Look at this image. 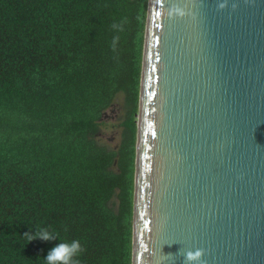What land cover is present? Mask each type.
<instances>
[{"label": "trees", "instance_id": "16d2710c", "mask_svg": "<svg viewBox=\"0 0 264 264\" xmlns=\"http://www.w3.org/2000/svg\"><path fill=\"white\" fill-rule=\"evenodd\" d=\"M147 1L0 0V264H45L74 239L80 264H130ZM41 227L58 239L27 243Z\"/></svg>", "mask_w": 264, "mask_h": 264}, {"label": "water", "instance_id": "95a60500", "mask_svg": "<svg viewBox=\"0 0 264 264\" xmlns=\"http://www.w3.org/2000/svg\"><path fill=\"white\" fill-rule=\"evenodd\" d=\"M143 32L130 264H264V0H148Z\"/></svg>", "mask_w": 264, "mask_h": 264}, {"label": "clouds", "instance_id": "9594fccd", "mask_svg": "<svg viewBox=\"0 0 264 264\" xmlns=\"http://www.w3.org/2000/svg\"><path fill=\"white\" fill-rule=\"evenodd\" d=\"M25 235L27 236V243L37 238L44 241L58 239V233L49 231L46 227L39 228L33 234L25 233ZM84 251H86V249L82 247L80 241L74 239L71 242H59L49 250L46 258L43 259L45 264H80L78 257L81 256ZM201 255L202 250H197L195 252L188 251L185 255V259L187 262L198 261Z\"/></svg>", "mask_w": 264, "mask_h": 264}, {"label": "rangeland", "instance_id": "374dc122", "mask_svg": "<svg viewBox=\"0 0 264 264\" xmlns=\"http://www.w3.org/2000/svg\"><path fill=\"white\" fill-rule=\"evenodd\" d=\"M121 95L116 96L115 102L102 114L103 122L100 125L98 137L110 146H115L121 136L122 107Z\"/></svg>", "mask_w": 264, "mask_h": 264}]
</instances>
